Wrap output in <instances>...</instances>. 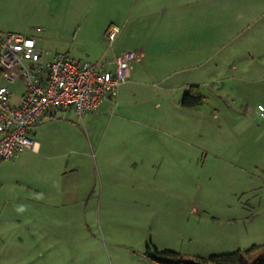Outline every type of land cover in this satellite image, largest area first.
<instances>
[{
    "label": "rangeland",
    "instance_id": "1",
    "mask_svg": "<svg viewBox=\"0 0 264 264\" xmlns=\"http://www.w3.org/2000/svg\"><path fill=\"white\" fill-rule=\"evenodd\" d=\"M222 1L0 0V33L33 36L46 60L111 68L123 42L142 46L120 101L56 109L28 134L39 153L0 159V264H155L147 242L186 259L264 243L262 42L241 46L264 20L244 30ZM191 86L203 102L185 107ZM156 139L169 150L150 175L162 182H135L151 171L133 151Z\"/></svg>",
    "mask_w": 264,
    "mask_h": 264
},
{
    "label": "built area",
    "instance_id": "2",
    "mask_svg": "<svg viewBox=\"0 0 264 264\" xmlns=\"http://www.w3.org/2000/svg\"><path fill=\"white\" fill-rule=\"evenodd\" d=\"M116 32V26L108 27L107 40ZM0 48V159L14 157L24 149L37 150L36 139L28 134L49 110H69L81 116L113 96L128 78L133 59L130 52L120 53L111 68L67 53L45 60L35 38L17 32L0 35ZM17 84L23 88L13 103L12 86ZM258 110L264 116L262 105Z\"/></svg>",
    "mask_w": 264,
    "mask_h": 264
},
{
    "label": "crops",
    "instance_id": "3",
    "mask_svg": "<svg viewBox=\"0 0 264 264\" xmlns=\"http://www.w3.org/2000/svg\"><path fill=\"white\" fill-rule=\"evenodd\" d=\"M137 1H140V2H137V3H142L145 6L144 8H146V0H137ZM141 1H143V2H141ZM222 2H223V7L224 8H229V11L231 10V14L232 15H231V21L230 22H242L243 24H245L244 30H246V27L248 25L254 23L256 19L263 18V20H264V0H223ZM144 14H146V13H144ZM173 22L176 23L177 21H173ZM144 23L145 24H143V31H146V19H145ZM136 28H139L137 24H135V26L133 27V30H135ZM259 31H261L260 34L263 36V39L261 41L258 40V37H257ZM103 32H104V30H103ZM263 32H264V26H262V25L260 27H258V28L256 26L251 28L249 34H246L247 31H245L246 35H245V37H244V39H243V41L241 43V46H242V48L244 50H245V48H250V47H251V49L254 48L255 52L257 54H259V52H260V42H262L261 53H262V58L264 60V33ZM17 33H20V32H17ZM115 37H116V35L114 36L112 41L115 39ZM253 40L258 42V45L256 44L257 46H252V41ZM36 46H37V44H36ZM123 47H124V49H122ZM127 48L128 49H132L133 51L129 50V51H125V52H130L133 55V59L134 60L138 59V56L140 55V52H142V46H139V44H134V43H131V42H126V41L122 43V45H121V47L119 49L120 52L118 51L119 53H117L116 55H118L120 53H123L125 49L127 50ZM111 63L113 64V60H112ZM263 65H264V62H263ZM233 66H236V65H233ZM131 74H132V69L130 67L128 78H130ZM126 83L127 82H124L123 84H120L116 88L114 96L104 98L100 102L98 107L101 105V103L103 101H106V102H108L110 104L115 103L116 102L115 100H117V99L120 101L121 98L123 97V92H125L124 91V87L122 85H125ZM61 110H63V109H61ZM55 113H56V109L49 110L44 117H42L40 120H38L33 125V127L38 126L40 128V130H42L43 124H44L43 122L46 119L54 118L55 117ZM136 131H138V129L134 130V133ZM128 134H131V133H128ZM146 135L147 136H153L154 133L148 131ZM34 139H36V138H34ZM36 142H37V150H35V151L31 150V151L33 153L37 154V153H39L41 151V149L43 147V142L40 141V139H36ZM157 142H160V140L156 139V142H154V143L148 142V143H146V145H141L137 150L133 151L134 152L133 156L137 155V157H139L140 160H142V162H143V160H145L146 166L151 171L150 173H148V177H147L146 173L143 172V174H142L140 172V171H143V168H141L138 173H136V170H135L134 173H133L135 175V177H136V174H138V177L135 178V182L146 181V180L150 181L151 184H155L157 182L158 183L162 182L158 177L150 176V175L153 174V169H154L155 165L157 163H159V165H161L162 160L166 156V155H163V154L169 153V150L167 149L168 148L167 145H159V144H156ZM50 146L51 145L49 144V142H47L46 143V147L49 148ZM170 146L172 148H174V149L176 148L175 144L174 145H170ZM24 150H22V151H24ZM27 150H29V149H27ZM172 153L173 152H171V154L169 156L176 158V155H173ZM145 162H143V164ZM124 176H125V174H124ZM124 179L127 182L131 178L126 177ZM143 259H144L145 262L146 261H151L148 258H146V256L144 254H143Z\"/></svg>",
    "mask_w": 264,
    "mask_h": 264
},
{
    "label": "trees",
    "instance_id": "4",
    "mask_svg": "<svg viewBox=\"0 0 264 264\" xmlns=\"http://www.w3.org/2000/svg\"><path fill=\"white\" fill-rule=\"evenodd\" d=\"M202 102L203 96L198 92L196 86H191L188 91L183 93L180 103L185 107H193L202 104ZM144 255L155 264H264V243L252 244L245 250L236 249L231 252L186 259L177 251L159 250L155 245L150 246L147 242Z\"/></svg>",
    "mask_w": 264,
    "mask_h": 264
}]
</instances>
